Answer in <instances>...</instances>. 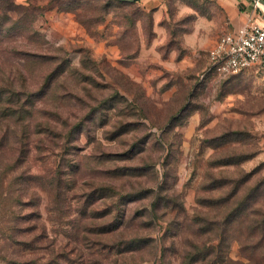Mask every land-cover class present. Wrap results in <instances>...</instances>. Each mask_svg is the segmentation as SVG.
<instances>
[{"label":"rangeland","instance_id":"obj_1","mask_svg":"<svg viewBox=\"0 0 264 264\" xmlns=\"http://www.w3.org/2000/svg\"><path fill=\"white\" fill-rule=\"evenodd\" d=\"M0 5V99L24 105L0 116V264H89L99 252L126 264L125 240L155 239L161 255L164 234L157 264L194 250L207 255L197 264H264V79L218 77L213 45L186 42L226 31L216 2ZM148 191L165 197L157 212ZM130 197L124 224L100 235L115 212L93 213ZM149 252L133 260L152 264Z\"/></svg>","mask_w":264,"mask_h":264},{"label":"trees","instance_id":"obj_2","mask_svg":"<svg viewBox=\"0 0 264 264\" xmlns=\"http://www.w3.org/2000/svg\"><path fill=\"white\" fill-rule=\"evenodd\" d=\"M4 1V0H0V3ZM103 2V7H108L111 5H117V6H121V7H129L134 5L136 2H139V0H136L134 2H121L118 0H101ZM13 4V3H12ZM9 8L7 10H10V12H13L14 9H12L13 5L8 4ZM0 10H6V9H2L1 5H0ZM3 29H0V35L2 33ZM2 94H0L1 97ZM12 95H15V93H13ZM31 95V94H29ZM28 95V96H29ZM13 97H7L6 100H1L0 99V103H2V106L0 107V116L5 117V118H10L12 117L14 114L18 113V110H21L23 108V103H21L19 100H12ZM15 108H14V107ZM14 108V109H13ZM10 112H9V111ZM18 116H21L20 114ZM3 143L0 144V149H2V147L4 145H2ZM13 161V159H12ZM0 183H1V179H0ZM151 197V203L148 204V209L150 211L153 212H157L160 204L162 203V201H166L165 197H162L158 194H156L155 192H151L148 191ZM152 193V195H151ZM155 193V194H154ZM136 198H129L127 201H125L124 203H120V205H116L114 210L108 209L106 211H104L102 214L99 213H93L94 215H92V217L90 218H94V219H98L101 220L103 218H106L107 216H109V218H112V216L114 215L115 212V216H113V218L110 220V224H112V222H114V227L108 228L107 230H103L100 229L102 231L99 232L100 235H105V234H110L113 233V231L119 229L123 224L125 219L127 218V203L133 202L135 201ZM147 209V210H148ZM99 214V215H98ZM179 226V225H178ZM168 237V235H162V237H160V239H158L157 243L162 242L163 243V248L161 251V255H160V248L157 246L155 239H150V238H146V237H132L130 239H127L124 241V245H126L127 247L125 248L124 251H119L121 252L123 255L128 254L129 255V262H127L126 264H142L140 262H135L133 260V254H136V252L140 253L142 251H150V259H148V262H152V264H157L158 262L162 261V258L165 259V250H164V243L166 238ZM87 240L83 239L82 242H86ZM78 243V241H76ZM19 245H24L26 246L27 243H18ZM172 245H174V243H171ZM194 248L193 245L189 244V247ZM196 248V247H195ZM97 253V252H95ZM93 253H91V258L92 260H89V264H105L104 262L107 260L106 256L107 255H102L101 252H99L98 254H96L95 256L92 255ZM164 254V255H163ZM200 255H202L201 252H199L198 250H194V251H184L183 254V259L181 261V264H197L198 262H204L207 258V255H205L204 257H200ZM122 256V255H119ZM95 258V259H94ZM97 258V259H96ZM169 261H164L162 262V264H169ZM27 264H32V263H27ZM50 264V263H47ZM108 264H124L122 262H120L119 259H113L110 262H108Z\"/></svg>","mask_w":264,"mask_h":264},{"label":"built area","instance_id":"obj_3","mask_svg":"<svg viewBox=\"0 0 264 264\" xmlns=\"http://www.w3.org/2000/svg\"><path fill=\"white\" fill-rule=\"evenodd\" d=\"M256 69L264 79V24L248 22L223 33L209 54L207 71L218 77Z\"/></svg>","mask_w":264,"mask_h":264},{"label":"crops","instance_id":"obj_4","mask_svg":"<svg viewBox=\"0 0 264 264\" xmlns=\"http://www.w3.org/2000/svg\"><path fill=\"white\" fill-rule=\"evenodd\" d=\"M164 1L165 0H139L138 3L143 8L152 10L161 7ZM211 1L216 2L221 7V9L225 14L226 31L224 33L229 31L230 32L236 31L240 26L248 22H253L259 25L264 24V17L259 18L260 19L259 20L254 10L252 9L253 5L251 3V0H211ZM198 34H200V31L196 30L192 34V36L186 37L187 44L189 45V47L193 48L195 52L198 50H202L203 48H209L212 45L214 47V45L217 42V35L209 39L207 44L203 45L202 44L203 41L199 39ZM208 65H209V61H208Z\"/></svg>","mask_w":264,"mask_h":264},{"label":"water","instance_id":"obj_5","mask_svg":"<svg viewBox=\"0 0 264 264\" xmlns=\"http://www.w3.org/2000/svg\"><path fill=\"white\" fill-rule=\"evenodd\" d=\"M118 1H121V2H134L136 0H118ZM253 1H255L256 3H261L264 6V0H253Z\"/></svg>","mask_w":264,"mask_h":264},{"label":"bare ground","instance_id":"obj_6","mask_svg":"<svg viewBox=\"0 0 264 264\" xmlns=\"http://www.w3.org/2000/svg\"><path fill=\"white\" fill-rule=\"evenodd\" d=\"M264 12V6L261 3H257Z\"/></svg>","mask_w":264,"mask_h":264}]
</instances>
